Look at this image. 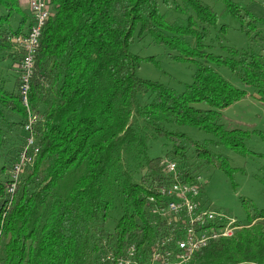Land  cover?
<instances>
[{
	"label": "trees",
	"instance_id": "trees-1",
	"mask_svg": "<svg viewBox=\"0 0 264 264\" xmlns=\"http://www.w3.org/2000/svg\"><path fill=\"white\" fill-rule=\"evenodd\" d=\"M19 2L0 0L5 9L0 15V59L12 62L21 55L10 38L31 24ZM49 2L52 14L42 29L27 95L29 109L40 115L39 152L3 216L7 171L23 143L27 108L18 88L8 90L0 77V259L3 264H103L98 254L106 239L118 255L135 242L138 262L146 264L151 246L165 229L162 223L153 224L144 196L158 197L159 187L168 181L161 155L148 154L150 143L165 141L169 147L164 155L176 162L184 181L196 176L190 148L201 165L217 164L230 171L225 156L178 126L210 134L212 146L245 150L248 132L227 129L220 119L222 110L247 92L210 63L226 66L264 96L261 52L221 45L226 51L221 55L208 49L210 29L225 34L228 28L219 24L213 5L221 2L223 13L239 23L246 36L253 33L252 40L259 36L260 19L240 0ZM146 35L172 59L195 64L182 92L137 75L141 62L152 61V56L142 57L130 46ZM259 135L264 141V132ZM141 169L144 173L135 181ZM116 200L121 213L107 232L104 224ZM242 203L247 222H239L242 227L231 237L211 241L188 264H264V212L252 214L250 202Z\"/></svg>",
	"mask_w": 264,
	"mask_h": 264
},
{
	"label": "rangeland",
	"instance_id": "rangeland-1",
	"mask_svg": "<svg viewBox=\"0 0 264 264\" xmlns=\"http://www.w3.org/2000/svg\"><path fill=\"white\" fill-rule=\"evenodd\" d=\"M28 1L20 0L19 2L20 8L24 12L28 9ZM240 1L245 2L249 10L259 17L260 20L256 25L260 37L256 36L252 40L251 35L253 33L250 36H246L243 30H241L239 23L223 13L224 5L218 2L213 5V8L219 14V24L225 23L228 28L225 34L218 33L217 28L210 29V36L207 40L208 49L216 54L226 55V51L221 45L245 49L252 47L264 55V0ZM3 14H5V9L0 6V15ZM174 16V13L170 15V19ZM18 20L17 15L16 17H12L11 24L13 27L16 26ZM130 50L142 57L152 56V61L143 60L141 62L137 70L139 77L158 81L178 92H182L185 86L191 82L195 64L172 59L168 55L166 48L155 44L149 35L135 40L130 46ZM19 61V59H15L13 63L15 65L11 67V62L8 58L0 59V72L6 71L8 73L5 75L7 77L5 86L8 90L18 88L19 91ZM210 65L230 83L247 92L240 100L223 109L220 119V122L227 129L240 128L248 132V137L243 142L245 150L235 152L222 145L212 146L210 139H213V136L210 134H206L190 126H178V128L194 140L205 141V147L208 150L225 156L229 168H231L230 171H228V168L225 171L217 164L203 166L201 165L202 162L195 158L193 148L188 150L189 162L192 164L191 167L195 168L194 174L196 177H199L202 183V191L199 196L202 205L214 210L224 211L238 222L245 224L247 222L248 210L243 205L242 199L247 202L249 201L252 205L250 213L253 214L255 211L264 212V141L259 135V133L264 132V96H259L254 88L242 83L226 66L214 63H210ZM139 98L141 102L145 101L144 96H140ZM37 136L38 134L35 136L36 139ZM164 143L165 141L162 139L151 142V147L148 151L149 156L155 157L161 155V159H170L164 155L169 147ZM1 163L2 158H0ZM28 172L29 169L24 171L23 174L25 175ZM142 173H144L143 169L135 172V181L140 180ZM20 182L21 179L17 184V188ZM120 206V202L116 200L110 212V218L104 224V229L107 232L112 231L116 219L120 216ZM2 223L3 220L0 221L1 225ZM134 243L131 242L128 246ZM99 255L100 253L98 257ZM0 264H3L1 259ZM94 264H97L96 260Z\"/></svg>",
	"mask_w": 264,
	"mask_h": 264
},
{
	"label": "built area",
	"instance_id": "built-area-1",
	"mask_svg": "<svg viewBox=\"0 0 264 264\" xmlns=\"http://www.w3.org/2000/svg\"><path fill=\"white\" fill-rule=\"evenodd\" d=\"M28 9L31 24L22 33L10 38L12 47L21 55L19 67L22 74L19 79V92L22 102L27 108V119L24 123V139L16 160L8 170L5 190L7 199L2 216L13 203L17 184L24 171L32 165L31 153H38L36 143L37 126L40 115L29 109L24 99L26 77L29 73L30 56H35L36 47L40 46L42 29L52 14L49 0H29ZM163 170L168 176L167 183L159 187L158 197L145 195L149 214L155 219L153 224L162 223L165 229L153 246H151L146 264H188L193 258L199 244H193V237H201V242L212 238H226L228 233L242 227L231 215L224 211L204 207L199 199L202 183L199 177L193 181H184L175 161L163 158L160 160ZM211 224V232H197V225ZM98 261L103 264H140L137 259L136 244L127 246L120 255L116 254L112 243L103 239ZM99 262V263H100Z\"/></svg>",
	"mask_w": 264,
	"mask_h": 264
},
{
	"label": "bare ground",
	"instance_id": "bare-ground-1",
	"mask_svg": "<svg viewBox=\"0 0 264 264\" xmlns=\"http://www.w3.org/2000/svg\"><path fill=\"white\" fill-rule=\"evenodd\" d=\"M48 18H49V16H48ZM40 37H41V35H40ZM37 50H38V47H36V49H35V55L37 54ZM34 59H35V56H30L29 73L26 77V88H24V99H28L27 95H28V91H29V81H30V78H31L32 73H33ZM35 155H36V153H31V160L35 157ZM197 232H201V233L211 232V224L197 225ZM235 232L236 231H232V232L228 233V237H231ZM216 239H219V238H212V239L201 242V237H193V244H199L198 249L195 250V253L197 251H199L200 249H202L203 247H206L211 241L216 240Z\"/></svg>",
	"mask_w": 264,
	"mask_h": 264
},
{
	"label": "crops",
	"instance_id": "crops-1",
	"mask_svg": "<svg viewBox=\"0 0 264 264\" xmlns=\"http://www.w3.org/2000/svg\"><path fill=\"white\" fill-rule=\"evenodd\" d=\"M24 8H25V7H24ZM25 12H27V14H28V13H29V9L25 10ZM8 59H9V58H8ZM10 62H11V67L15 65V64H13L14 62H12V61H10ZM17 63H18V62H17ZM0 74H1V76H0L1 78L5 79V80L7 79V77H6L5 75L8 74V73H7L6 71H1ZM6 83H7V82H6Z\"/></svg>",
	"mask_w": 264,
	"mask_h": 264
}]
</instances>
